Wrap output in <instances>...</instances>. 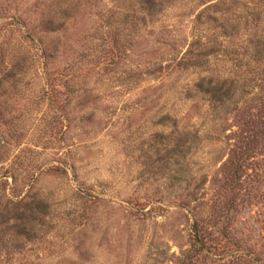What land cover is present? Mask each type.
Wrapping results in <instances>:
<instances>
[{"label":"rangeland","instance_id":"1","mask_svg":"<svg viewBox=\"0 0 264 264\" xmlns=\"http://www.w3.org/2000/svg\"><path fill=\"white\" fill-rule=\"evenodd\" d=\"M55 1L0 0V202L33 195L49 224L6 264H264V86L214 108L190 88L264 54V0H170L123 29L125 2ZM211 4L232 34L185 68ZM176 128L207 137L171 154ZM236 164L244 181L220 188ZM192 213L216 254L187 251Z\"/></svg>","mask_w":264,"mask_h":264},{"label":"trees","instance_id":"2","mask_svg":"<svg viewBox=\"0 0 264 264\" xmlns=\"http://www.w3.org/2000/svg\"><path fill=\"white\" fill-rule=\"evenodd\" d=\"M60 0H56L58 2ZM91 1V0H90ZM95 1V0H94ZM125 2L127 3V8L134 6L136 8L135 13H132L130 18L127 14H122V21L119 22L124 28L125 23L130 21L132 25L144 20V16L155 14L164 3L170 0H111V2ZM66 2V1H65ZM63 7H58L59 9H69V2L65 3ZM38 2L35 1L32 7H36ZM214 4L207 5L199 10L192 20V26H200L199 30L210 31L207 37H205L203 42L199 41V36L195 37L190 41L182 53L178 63L183 64L185 68L200 69L203 64H207L210 56H213L214 49L217 44L220 46L219 40H224L226 37L230 36L233 31V28L229 26L227 19L223 17L221 12L218 9H211ZM33 9V8H32ZM260 20V11L256 12V18L253 23H257ZM233 24V23H232ZM39 26L42 32H54L60 29L59 23L53 20H41ZM113 34L109 35V50L106 54H110L112 59L116 55L117 51V37L120 38L121 29L116 28ZM234 32H237L234 29ZM214 31H217L216 34ZM116 32V33H115ZM41 39V36L37 37ZM256 46V44H255ZM242 53L246 54V48L238 46ZM44 50V49H43ZM261 53L258 55V58H249V60H243L242 57L233 58L234 67L237 66L239 71L235 74H230L231 69L226 71L225 75H210L205 78H199L192 82L191 90L194 93H200L208 96L209 103H212V108L215 106L223 105L224 103L230 102L236 91L239 93H248L251 89L264 86V59H262ZM112 62V61H111ZM252 73V76L250 74ZM264 92V90H261ZM257 95V93H256ZM258 96V95H257ZM264 96V93H263ZM211 106V105H210ZM211 108V109H212ZM169 148L168 152L171 154H183L192 147V144L195 141H200V139L206 138L207 135L200 136L196 130L186 131L183 128H176L174 134L169 136ZM250 149L248 147L244 152L239 153L236 158L238 161H244L245 156L248 154ZM231 155L234 154L233 151L229 150ZM245 154L244 158L242 156ZM241 166V165H240ZM236 166L231 173H226L222 177V184L220 188L232 191L237 186H240L241 178V167ZM244 181V179H243ZM242 183V181H241ZM192 197L195 195V192L191 191ZM193 197L192 200H194ZM45 202H41L40 199L35 200L34 196H30L28 193L24 192L20 197H11L5 196L4 201L0 202V262L9 263L14 257L23 254V249L25 247L32 246L33 243L40 240L44 235L43 227L44 225H49L47 220H45L44 215L46 214ZM191 226L189 229V247L188 250H191L194 253L198 252H211L214 253V249L211 246L208 247V244H211L214 237L204 233L201 227L198 226V218L195 213L191 214ZM46 226V227H47ZM42 232V233H41ZM215 240V239H214ZM27 251V250H26ZM24 259V258H23ZM261 264V263H258Z\"/></svg>","mask_w":264,"mask_h":264}]
</instances>
